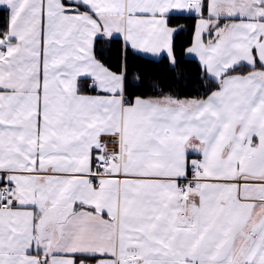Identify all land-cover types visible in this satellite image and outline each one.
<instances>
[{
    "label": "snow or ice",
    "instance_id": "snow-or-ice-1",
    "mask_svg": "<svg viewBox=\"0 0 264 264\" xmlns=\"http://www.w3.org/2000/svg\"><path fill=\"white\" fill-rule=\"evenodd\" d=\"M0 264H264V0H0Z\"/></svg>",
    "mask_w": 264,
    "mask_h": 264
}]
</instances>
